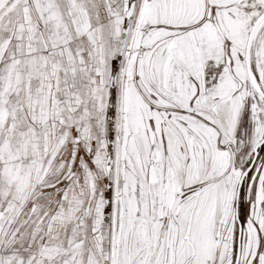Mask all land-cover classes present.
Here are the masks:
<instances>
[{"label":"snow or ice","instance_id":"snow-or-ice-1","mask_svg":"<svg viewBox=\"0 0 264 264\" xmlns=\"http://www.w3.org/2000/svg\"><path fill=\"white\" fill-rule=\"evenodd\" d=\"M0 264H264V0H0Z\"/></svg>","mask_w":264,"mask_h":264}]
</instances>
